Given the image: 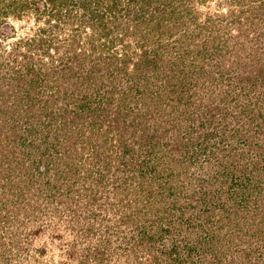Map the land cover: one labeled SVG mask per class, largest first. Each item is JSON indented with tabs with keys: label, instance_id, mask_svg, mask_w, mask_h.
I'll list each match as a JSON object with an SVG mask.
<instances>
[{
	"label": "rangeland",
	"instance_id": "obj_1",
	"mask_svg": "<svg viewBox=\"0 0 264 264\" xmlns=\"http://www.w3.org/2000/svg\"><path fill=\"white\" fill-rule=\"evenodd\" d=\"M166 1L168 3H165L164 28H170L171 33L160 37L158 43L163 47V52L166 48H170L175 58L190 52L189 55H185L186 62L195 55L194 63L202 67V75L204 74L198 77V84L192 85L188 82L189 97L193 104L182 108L185 112L180 114V118L182 117L180 122L185 133L183 128L180 131L174 126L175 129H169L171 122L165 124L166 133H164V119L171 118L168 114H165L164 118L153 116L152 113V116L148 115L145 119L143 117L133 119L132 125L136 130L146 138L148 135L151 136L153 139L150 140L157 143L154 154L152 152L146 155L145 152L140 151L138 159L146 160V165L141 171L136 167L140 162L137 160L136 165L133 166L129 158L131 157L132 160L139 150L145 149L147 140H142V144L138 145L135 142L136 134L133 137L128 136L131 126L126 128V132L118 134L117 131L120 130L106 121H101L100 128L94 131L85 126L83 131L81 129L76 132L78 126L75 124H80L78 119L74 124H70V127L67 124L66 134L62 135L57 131V128H60L61 118L56 116L55 112L60 107L63 110L64 106H73L77 100L74 97L66 98L67 104L65 101H54L53 105L51 103L56 95L55 91L51 90L53 95H46L45 90L48 91V88H44L43 81L40 82L38 89L44 92L39 95L38 104H42L43 99L49 100L53 117L45 116L44 110L36 107L33 110L38 119L37 121L34 119L35 129L31 133L24 134L25 129H30L29 124H24L20 119L17 123H13V117H10V120L14 124L12 126L14 129L0 127V142L1 145L6 144L8 159L7 162H0V264H164L165 257L162 252L164 243L167 244L178 236V230L182 229L183 235L189 230L188 237H194L195 231L188 229L190 228L188 223L184 224L183 220L194 213L195 209L191 207L192 203L197 204L196 197L200 186L206 191L211 187L214 191L217 186L228 185L229 177L234 178L236 182L246 175L244 171L234 170V167L239 165V161L228 163L222 156L226 153L225 148L232 147L233 150L236 146L241 149L247 147L243 136H239L237 140L231 138L232 136L226 138L222 135L232 131L227 129L224 132L221 130L220 133L218 130V127H222L224 123L220 120L222 115L220 108L225 107L222 105L223 101L219 100L218 94L219 89L227 90L229 86L227 83L233 80L234 72L229 66L230 61H233V59L229 60L230 47L233 48L234 53L240 52V48H243L241 54L245 57L251 55L252 49L257 55L264 57V0ZM173 6L175 7L172 11L175 15L170 16L168 10ZM29 9L17 19L8 18L3 27L1 26L3 36L0 35V104L2 102L7 104L14 91L13 85L18 79L15 78L17 74L11 72L10 66L15 67L18 73H23L21 66L23 58L20 56L23 52L29 56L24 58L25 60L31 58L36 61L38 53L40 56L45 55L44 60L49 61L51 58L53 66H57L59 56L65 55L61 46H58V52L48 47L47 53H44L41 51V48L44 49L42 46L39 49L35 47L28 50L19 44V41L28 38L31 39L30 44L38 45V37H46L48 31H50L49 36L57 33L60 38H65L71 33L69 26L71 20H66V24L61 21L51 30L47 28L45 34L38 33L36 27L45 28L46 25L44 20L36 18L31 8ZM204 38L205 46H210L211 40L214 43L216 40L223 41L226 46L224 56L213 54L211 49H207L204 51V58H200V53L198 54L197 51L201 50V42ZM131 41L132 39L130 45L134 46ZM238 43L242 45L239 46ZM173 45H179L180 48L176 49ZM183 46L187 47L186 51ZM14 47L19 49L20 55L12 51L10 56H7V52ZM116 48L119 49L120 46ZM125 50L128 55H133L132 47ZM16 54L19 55L16 57L18 61L12 63L11 57ZM135 57L136 55L133 56ZM164 60L165 57L161 62L164 75L176 73L175 66L165 64ZM220 63L227 65L218 67ZM206 73L214 77L211 85L209 78L205 76ZM220 75L224 82L217 79ZM20 81L21 79L17 82ZM89 88L94 89L91 85ZM165 88L169 89V96L175 92L184 93L183 88L171 85ZM261 88L264 90L262 82L250 93L247 91V86L241 90L236 88L237 92H234L249 93L247 96L249 107L254 103L255 110L260 107L264 111V99L257 101L256 97ZM106 90L107 87L103 86L99 94L102 95ZM113 96L112 101L122 104L125 108L130 105L138 110L142 105L138 96L124 102L116 101L117 93ZM110 108L112 107L109 106L107 110ZM163 109L164 105H162ZM130 112L123 113L125 124H128L131 117L136 114L135 110ZM231 112L235 113V111ZM28 114H31V111ZM236 115L239 123L238 120L235 121L236 116L233 115L226 119L227 126L232 123L235 128L240 121H250L245 115ZM246 115L248 116L249 113ZM185 116H189L188 121L184 120ZM253 119L256 125L251 122L247 133L253 134V143L263 142L262 134H255L259 130L260 118ZM157 120L162 127L160 133L158 130L160 127H156ZM44 124L49 131L43 127ZM106 129L108 131L103 135L101 132ZM12 130L17 131L12 134ZM239 132L242 135L246 134L243 128ZM88 133L94 134L89 137ZM169 135H176L179 138L175 139L179 142L180 151L190 152L195 148L196 157L189 159L187 155L181 162L175 157L170 158L171 154H168L170 139H164ZM218 137L222 138L221 143L218 142ZM120 139L131 145L132 150L122 154L118 145ZM214 140L218 142V149H214V153H202L201 149H208ZM221 145L224 147L223 151L219 149ZM261 162L258 161L259 165L262 164ZM173 170L180 171V174L177 177L167 174L170 171L173 174ZM206 173L208 181L202 184L199 176ZM252 173L259 179L263 176L259 171L257 174ZM166 181L170 182L172 188L170 185L169 188L165 185ZM179 183L183 185L180 193L177 192L181 188L178 187ZM211 195H214L213 192ZM185 197L189 198L184 199ZM210 200L211 196L207 194L205 203ZM171 201L176 202L175 206H168ZM230 203L234 206L236 204L234 201ZM166 206L169 208L164 214ZM221 213L222 210L217 207L213 214L219 217ZM234 220L235 217L231 222ZM240 221H244V218H240ZM217 224L228 226L225 219L218 220ZM167 226L168 232H164ZM214 229L220 234L221 229ZM147 234L152 238L139 243L140 237ZM232 242L233 239L232 241L217 240L218 247L214 246V242L210 243L205 253L200 254L202 257L198 255L199 263L196 264H206L208 260L210 264H227L229 258H233L229 248L232 247ZM213 246L212 255L208 250ZM101 252L102 256L99 259L97 255Z\"/></svg>",
	"mask_w": 264,
	"mask_h": 264
},
{
	"label": "trees",
	"instance_id": "obj_2",
	"mask_svg": "<svg viewBox=\"0 0 264 264\" xmlns=\"http://www.w3.org/2000/svg\"><path fill=\"white\" fill-rule=\"evenodd\" d=\"M165 3H168V1L0 0V35L2 36L1 26L6 23L5 20L8 18L17 19L23 12H27L29 8L36 15V18L38 17L44 20V24L46 25L45 28L41 26L36 27L38 33L44 32L42 34H45L47 28L51 30L54 26L57 27L61 21L66 24L68 20H71L69 21L71 33L65 38H60L61 36L57 33L54 36H49L50 31H48L46 37H38V45L36 43L30 44L31 39L28 38L23 39L21 42L19 41V44L28 50L31 48L34 49L35 47L39 49L42 46L44 49L41 48V51L44 53H47L48 47H52L55 52H58V46H61L62 49L64 48L62 52L66 56H59L57 66L52 65L51 58H49V61L44 60L43 57L45 55L40 56L38 51L36 52V54L38 53V59L36 61L31 58L25 60L24 58H29V56L24 52L20 55V51L16 47L7 52V56H10L11 52L14 51L23 58V61H21L23 73H18L15 67L10 66L11 72L17 74L15 75V78H18L17 81L20 79L21 81H16L15 85H13L14 91L11 93V98L7 100V104L4 102L0 104V127L2 129L3 127H8V130L14 129L12 127L14 126L13 123H17L20 119L24 124H29L30 129H25L24 134L31 133L35 129L34 119L35 121L38 119L37 114L33 110L34 108L37 107L39 110H44V115L52 118L51 104L54 105V101L66 102V98L71 99L74 97L77 103L69 107L64 106L63 110L60 107L55 112L56 116L61 118L60 128H57V131L65 135V126L68 124L70 127V124H74L77 119L80 124H75L78 126L76 132H79L81 129L83 131L85 126L91 131L99 129L101 121L110 122V124L117 127L120 130L117 131L118 134L123 133L128 126H131L128 130V136L133 137L136 134L135 142L138 145L142 144V140H147L146 148L139 150L132 160L131 157L129 158V162H132L133 166L136 165L138 160L140 164L138 163L136 167L142 171V168L146 165V160L144 158L138 159L140 151L145 152L146 155L152 152L154 154L157 143L150 140L153 139L151 136L148 135V138H146L141 132L137 131L136 127L132 125L133 119L140 117L145 119L148 115H156L159 118H164V115L168 114L171 118L164 119V133H166L165 124L167 122H171L170 127H168L169 129H175L174 127H176V130L180 131L183 128L180 122L182 119V117L180 118V114L185 112L182 108L193 104V101H190V92L187 86L189 83L192 85L198 84V77L204 75H202V67L194 63L196 60L194 58L195 55L190 57L186 62L185 55H189L190 52L184 53V55L179 56L180 58L177 57V59L173 57V52L170 48H166L163 52V47L158 43L160 37L164 36V34L171 33L169 31L170 28H164ZM174 7L168 10L170 16L175 15L172 11ZM129 37L132 39L134 46L130 45ZM205 40L204 38L201 42V50L197 51L198 54L200 53V58H204V51L207 49H211L213 54L224 56L223 53L226 52V46L223 41L216 40L214 43L211 40L210 46H205ZM118 45L120 46L119 49L116 48ZM238 45L241 46L242 44L238 43ZM129 47H132L131 51L133 55H128L126 52L125 49H129ZM173 47L176 49L180 48L179 45H173ZM183 48L185 51L187 50V47L183 46ZM229 49V60L233 59V61H230L229 66L234 72L232 75L234 81L231 80L227 83L229 85L227 90L219 89V100L223 101L222 105L225 107L220 108L222 113L220 120H223L224 123L222 127L220 126L221 129L218 127V130H220V133L221 130L223 132L224 130L227 131V129L231 130V133L222 135L226 138L227 136H232L231 138H235L236 140L239 136L245 138L244 142L247 148L241 149L238 146L233 147V150L232 147L230 149L225 148L226 153L222 156H224V159L228 163L234 160L239 161V165H236L238 168L235 166L234 170L239 169L244 171L246 175L236 182H234V178L229 177L228 185L224 187L217 186L216 190L214 189L218 193L214 192L211 187L206 191V189L200 186L197 192L198 196L196 197L197 204L192 203L191 207L195 211L190 214L191 216L188 215V218L186 217L183 220L184 224L188 223L190 227H187L188 229L195 231L194 237H188L189 230H187L188 232L185 235L182 234V229L178 230V236L173 240L171 239L169 243H164V249L162 251L165 257L164 264L199 263L197 262V258H199L202 252L205 253L209 244L214 242V246L216 245L218 247L217 240L223 241V239L224 241L225 239L230 241L233 239V245L229 247L231 249L230 255L233 258H229L227 264H264V119H262L264 111L260 107H258V110H255L254 103H252V107H249L247 100L248 94L254 91L260 82L264 84V57L257 55L254 49L250 50L251 55L248 57L241 54L243 48H240L241 51H237V53H234L235 51L232 52L233 48L230 47ZM17 54L11 57L12 63L18 61L16 57L19 55ZM134 55H136L135 58H133ZM164 57L166 58L164 60L165 64L174 65L177 70L176 73H167L164 75L161 63ZM221 65L227 64L220 63L218 67ZM205 76L209 78L208 80H210L209 83L211 85L214 77H211L208 73ZM217 79L224 82L222 75L217 77ZM225 80H227V77ZM42 81L44 88H48V91L45 90L46 95H53L51 90H54L56 93L51 104L47 99H43V103L38 104L40 101L39 95L44 92L38 89ZM214 83L220 85V83ZM89 85L94 87V89H90ZM170 85L172 87L183 88L184 93L175 92V94L169 96V89L165 87ZM103 86H106L107 90L100 95L99 91ZM245 86H247L249 93H235L237 92L236 88L241 90L245 89ZM115 93L118 94V97L115 98L117 102L129 101L134 96H138V99L142 102L140 109L137 110L136 107H131L130 105V108L129 106L125 108L122 104H116L112 101ZM256 97L257 101L264 99V90L262 88ZM228 100L233 104L229 103ZM162 105H164L163 110ZM106 106L107 108L109 106L112 107L110 110L113 111L110 112V110H107L105 108ZM133 110L136 112L135 116L133 115V118L131 117L128 124H125V116L123 113ZM30 111L31 114H28ZM231 111H235V113ZM247 113H249L248 116L246 115ZM236 114L245 115L250 121H240V124L235 128L232 123L227 126L226 119L233 115L236 116L235 121L238 120L239 123V118ZM10 117H13V123ZM172 117L174 118L173 120ZM253 118H260V122L258 123L259 132L257 131L255 134L259 135L261 133L263 142L253 143V134L247 133V129H249L248 125L254 122ZM188 119L189 116H185L184 120L188 121ZM190 121L192 122L193 118ZM110 124H108L109 127ZM254 124L256 125L255 122ZM43 127L47 130L49 129L46 124ZM156 127H160L158 128L160 133L162 127L159 125V120L156 121ZM241 128L246 131V134L242 135L239 132ZM16 131L12 130V134ZM107 131L106 129L101 133L105 135ZM184 131L185 129L183 133H185ZM92 134L94 133H88V136L90 137ZM175 134L178 136L177 132ZM176 135L164 137V139H170V153H168L171 154L170 158L175 157L181 162L188 155L187 158L191 159L192 157L194 159L196 157L194 153H197L196 149L194 148L190 152L180 151L179 142L175 139L178 138ZM221 141L222 138L220 137L218 142L221 143ZM218 142L214 140L212 146L210 144L208 149L202 148V153H214V149H218ZM164 144L166 145L165 142ZM118 145L120 150H122V154L128 153L130 149L132 150L131 145L123 139L118 141ZM222 148L224 147L221 145L219 149L223 151L224 149ZM0 151V162H7L6 144L1 145L0 142ZM258 161H262L261 163L263 165H259ZM258 171L263 174L261 179L252 173L257 174ZM167 174L177 177L180 171L175 170L173 174L170 171ZM215 176L216 174H214ZM199 177L202 184L208 181L207 173ZM210 177L213 176L210 175ZM171 180L173 181L172 177ZM165 185L171 186L169 181H166ZM178 187H181L177 191L180 193L183 185L181 186V183H179ZM211 190L214 194L213 196L211 195ZM207 194L211 196V200L205 203ZM186 198L189 197H185L184 199ZM231 201L236 203L235 206L231 205ZM175 203L171 201L168 206L173 207ZM168 206L164 208V214L168 211ZM217 207L223 212L219 214V217L213 214ZM250 212L252 215L249 216ZM234 217V222H231V219ZM246 217H248L247 220ZM240 218H244V221H240ZM221 219H225L228 226H218V220L221 221ZM167 228L168 226L164 228V232H168ZM214 228L221 229L222 234L221 232L220 234L217 233ZM151 238L147 234L146 236L140 237L138 242H146L143 240H150ZM214 246L209 247L208 253L213 255ZM101 254L102 252L97 255L99 259L102 256ZM208 263L210 264V260L206 264Z\"/></svg>",
	"mask_w": 264,
	"mask_h": 264
}]
</instances>
